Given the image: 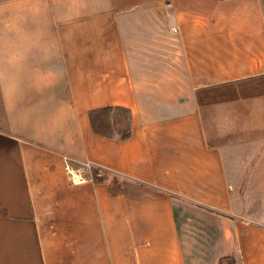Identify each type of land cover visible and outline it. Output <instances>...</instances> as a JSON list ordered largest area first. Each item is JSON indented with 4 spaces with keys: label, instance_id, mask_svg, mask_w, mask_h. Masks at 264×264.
Segmentation results:
<instances>
[{
    "label": "crops",
    "instance_id": "crops-1",
    "mask_svg": "<svg viewBox=\"0 0 264 264\" xmlns=\"http://www.w3.org/2000/svg\"><path fill=\"white\" fill-rule=\"evenodd\" d=\"M263 65L264 0H0V264H264Z\"/></svg>",
    "mask_w": 264,
    "mask_h": 264
},
{
    "label": "trees",
    "instance_id": "trees-1",
    "mask_svg": "<svg viewBox=\"0 0 264 264\" xmlns=\"http://www.w3.org/2000/svg\"><path fill=\"white\" fill-rule=\"evenodd\" d=\"M89 121L93 131L104 137H129V114L121 108H104L91 111Z\"/></svg>",
    "mask_w": 264,
    "mask_h": 264
},
{
    "label": "rangeland",
    "instance_id": "rangeland-1",
    "mask_svg": "<svg viewBox=\"0 0 264 264\" xmlns=\"http://www.w3.org/2000/svg\"><path fill=\"white\" fill-rule=\"evenodd\" d=\"M261 84L264 85V78H258L254 80L253 82L238 83L235 87H233L232 92H234L235 96L238 95L240 97H250V96H253L255 93L264 91V88L262 89L260 87ZM229 90L230 89H226L222 91L221 93L218 92L216 94H220L217 96L226 95L228 97L230 94Z\"/></svg>",
    "mask_w": 264,
    "mask_h": 264
},
{
    "label": "built area",
    "instance_id": "built-area-1",
    "mask_svg": "<svg viewBox=\"0 0 264 264\" xmlns=\"http://www.w3.org/2000/svg\"><path fill=\"white\" fill-rule=\"evenodd\" d=\"M263 70H264V65H263ZM69 176L71 178V182L72 184H80L82 182H84V179L82 177H80L76 172L67 169Z\"/></svg>",
    "mask_w": 264,
    "mask_h": 264
}]
</instances>
